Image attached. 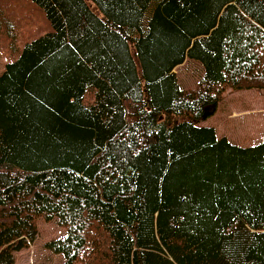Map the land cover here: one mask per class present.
Wrapping results in <instances>:
<instances>
[{"label": "trees", "instance_id": "trees-1", "mask_svg": "<svg viewBox=\"0 0 264 264\" xmlns=\"http://www.w3.org/2000/svg\"><path fill=\"white\" fill-rule=\"evenodd\" d=\"M1 30L0 264L39 220L63 264H264V141L199 125L264 90V0H0Z\"/></svg>", "mask_w": 264, "mask_h": 264}, {"label": "rangeland", "instance_id": "rangeland-1", "mask_svg": "<svg viewBox=\"0 0 264 264\" xmlns=\"http://www.w3.org/2000/svg\"><path fill=\"white\" fill-rule=\"evenodd\" d=\"M0 37V70L5 62L14 60L21 48L20 33ZM181 88H194L203 75L201 63L186 59L174 69ZM200 126L213 127L218 137L225 136L231 143L241 147L254 146L264 141V90L227 88L217 103L214 113L204 119ZM65 231L55 221L39 220L37 233L29 247L14 253V264H63L61 254L45 248V243L64 236Z\"/></svg>", "mask_w": 264, "mask_h": 264}, {"label": "water", "instance_id": "water-1", "mask_svg": "<svg viewBox=\"0 0 264 264\" xmlns=\"http://www.w3.org/2000/svg\"><path fill=\"white\" fill-rule=\"evenodd\" d=\"M206 115H207V114H206V113H204V114H203V117H206Z\"/></svg>", "mask_w": 264, "mask_h": 264}]
</instances>
